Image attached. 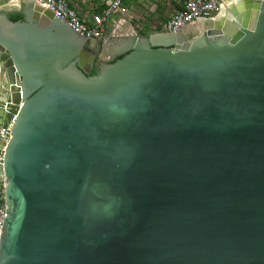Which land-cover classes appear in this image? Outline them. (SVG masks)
I'll return each instance as SVG.
<instances>
[{
  "label": "water",
  "instance_id": "obj_1",
  "mask_svg": "<svg viewBox=\"0 0 264 264\" xmlns=\"http://www.w3.org/2000/svg\"><path fill=\"white\" fill-rule=\"evenodd\" d=\"M21 1L0 7V264H264V0L124 51Z\"/></svg>",
  "mask_w": 264,
  "mask_h": 264
},
{
  "label": "built area",
  "instance_id": "obj_2",
  "mask_svg": "<svg viewBox=\"0 0 264 264\" xmlns=\"http://www.w3.org/2000/svg\"><path fill=\"white\" fill-rule=\"evenodd\" d=\"M47 9L54 17L62 20L77 36L93 39H107V23L116 13L127 14L122 0H107V9L101 13L80 14L69 0H33ZM227 0H184L180 10L161 24L163 32L176 35L183 32L188 26L218 17L226 7ZM7 109L0 107V230L4 215V180L2 175L3 152L9 138L16 115L9 123L4 124Z\"/></svg>",
  "mask_w": 264,
  "mask_h": 264
},
{
  "label": "rangeland",
  "instance_id": "obj_3",
  "mask_svg": "<svg viewBox=\"0 0 264 264\" xmlns=\"http://www.w3.org/2000/svg\"><path fill=\"white\" fill-rule=\"evenodd\" d=\"M9 1L11 0H0V7ZM12 1L18 4V6L23 3L21 0ZM183 2L184 0H123V7L128 8L131 13L132 18L129 20V24L133 27L136 33L135 36L145 38L152 34L167 35V33L161 30L160 24L166 21L174 11L179 9ZM85 4L76 9H81L83 13L89 12L92 14L94 11H99L103 4L106 5L107 0H86ZM188 37H194V35H188ZM0 99H5L3 91Z\"/></svg>",
  "mask_w": 264,
  "mask_h": 264
},
{
  "label": "crops",
  "instance_id": "obj_4",
  "mask_svg": "<svg viewBox=\"0 0 264 264\" xmlns=\"http://www.w3.org/2000/svg\"><path fill=\"white\" fill-rule=\"evenodd\" d=\"M71 1L74 3H72ZM85 1L86 0H69L70 4L76 8H80L84 5H86ZM182 5H183V3L181 4V7H182ZM181 7L179 9H177L176 11H174L170 17H172L178 10H180ZM125 9L127 10V14H122L120 12L116 13L110 17V19L107 23V28H106L107 29V34H106V37H107L106 41L107 42L106 43H110L109 47L112 48L113 50L118 49V50L124 51L127 47V44H125L126 39L136 35L133 27L129 24V20L132 18L131 13L129 12L128 8H125ZM78 11L80 12L81 15H83L85 13L90 14L89 12L83 13V11L81 9H79ZM93 13L98 14L99 12L94 11ZM168 19H166V20H168ZM199 23L200 22H198L197 24L195 23V24L198 26ZM161 24H160V28H161ZM193 30H194V28L192 25V26H189L188 28H186V32H184V33L193 36L194 35V34H192ZM183 31H185V30H183ZM163 35L165 36V34H163Z\"/></svg>",
  "mask_w": 264,
  "mask_h": 264
},
{
  "label": "trees",
  "instance_id": "obj_5",
  "mask_svg": "<svg viewBox=\"0 0 264 264\" xmlns=\"http://www.w3.org/2000/svg\"><path fill=\"white\" fill-rule=\"evenodd\" d=\"M123 1V0H122ZM104 9H107V5H102L101 8L99 9V13H101ZM9 20L16 22V21H22L23 16L20 13H12L7 15ZM122 58V56L118 57L116 60Z\"/></svg>",
  "mask_w": 264,
  "mask_h": 264
},
{
  "label": "flooded vegetation",
  "instance_id": "obj_6",
  "mask_svg": "<svg viewBox=\"0 0 264 264\" xmlns=\"http://www.w3.org/2000/svg\"><path fill=\"white\" fill-rule=\"evenodd\" d=\"M193 25H196V24H193ZM183 32H185V31H183ZM117 58H118V57H116L115 60H116ZM98 67H99V64H97V65L94 64V65L92 66V68L90 69V71H89L88 77H93V76L97 75V74L99 73V69H98Z\"/></svg>",
  "mask_w": 264,
  "mask_h": 264
},
{
  "label": "bare ground",
  "instance_id": "obj_7",
  "mask_svg": "<svg viewBox=\"0 0 264 264\" xmlns=\"http://www.w3.org/2000/svg\"><path fill=\"white\" fill-rule=\"evenodd\" d=\"M13 2H14V1H13ZM225 4H227V2H226ZM223 14H224V12H222V15H223ZM222 15H221V16H222ZM192 25H193V24H192ZM192 25H190V26H192ZM200 25H201V23H199L198 26H197V25H194V26H193V28L195 29V30L192 32L193 34H197L198 29H200V27H201ZM188 27H189V26H188ZM188 27H187V28H188ZM185 32H186V29H185ZM187 35H189V34H187Z\"/></svg>",
  "mask_w": 264,
  "mask_h": 264
}]
</instances>
